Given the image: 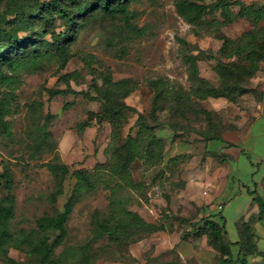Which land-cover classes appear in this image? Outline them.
Segmentation results:
<instances>
[{"label":"rangeland","instance_id":"rangeland-1","mask_svg":"<svg viewBox=\"0 0 264 264\" xmlns=\"http://www.w3.org/2000/svg\"><path fill=\"white\" fill-rule=\"evenodd\" d=\"M51 0H21L32 10H37ZM87 0H63L70 10H77ZM244 2L264 4V0H243ZM10 0H0V22L3 26L14 28L12 20L16 17V8L9 5ZM132 8L138 12L135 23L147 29L141 37L126 38L124 23L120 20L104 19L90 21L77 36L73 57L65 70L50 65L46 70L37 73L22 72L21 83L17 89L18 101L14 104L9 117L13 124L12 136H0V170L10 168L14 179L16 194V216L11 228L14 232L37 229L36 220L45 215L62 210L70 197L76 182L73 172L87 169L93 174L100 173L98 187L84 193L77 201L68 221V236L65 243L56 249L55 258L59 264H179L182 263L178 247L162 249L153 256L157 245L164 244L168 235H179L182 240L201 236L209 246H213L207 233L197 234L200 221L205 214L200 211L197 200L193 198L192 185L183 175L191 174L196 168L192 161L199 156L200 140L214 134L222 135L230 123L219 115L218 111L209 109L205 100L209 98H226L231 107L250 106L251 100L262 101L264 95V59L260 62L257 73L249 76L242 70L246 62L226 59L236 70V75L229 81L234 86L235 101H230L222 90L224 79L217 69L222 36L241 37L253 24L242 18L225 26L217 35L196 36L193 26L181 17L176 9L175 0H139ZM237 12L239 7H234ZM46 22H51L52 29L62 30V21L52 13L45 14ZM79 18V17H78ZM11 22V23H10ZM20 36L26 34L39 38L45 30L42 21L21 24ZM45 38H50L46 35ZM186 40L188 45L182 43ZM264 50V41L260 43ZM216 57L200 59L201 75L207 79L206 85L212 95L200 100L199 105L185 114L172 108L169 102L154 103V92L149 81L165 77L179 87L189 88L188 64L184 60L186 52L199 53V50ZM89 65L96 68L110 69L116 80L130 78L138 88L127 97L126 103L144 113L150 121L158 125V134L167 141L165 160L152 169H146L143 160H137L132 168L133 178L143 182L144 188L120 189L126 196L131 209L141 214L147 221L163 225L164 229L147 234H140L122 243L109 241L107 237L93 241L94 214L99 212L104 218L109 212L110 190L105 187L108 178L106 148L111 140L112 127L108 121L92 125L83 133L78 124L89 119L91 113L102 110L101 101L82 94L58 95L50 98L42 89L48 87L65 88L66 84L58 83L61 73L78 71L80 76L71 81L77 91H88L97 96L92 87V75ZM32 104H43L42 108L32 110ZM48 112L56 115L50 129L57 148L42 158H28V147L35 135L43 116ZM175 112V113H174ZM138 113H128L126 133L134 127ZM176 125V128H174ZM185 147V148H184ZM59 161L71 168V174L65 178L64 194L56 202L50 199L56 187L55 177L48 163ZM202 163L205 162L202 158ZM188 183V184H187ZM7 191L0 183V198ZM200 224V225H199ZM204 243V242H203ZM160 250V249H159ZM9 256L13 261L0 260V264H37L34 258L22 249L12 247Z\"/></svg>","mask_w":264,"mask_h":264},{"label":"trees","instance_id":"trees-1","mask_svg":"<svg viewBox=\"0 0 264 264\" xmlns=\"http://www.w3.org/2000/svg\"><path fill=\"white\" fill-rule=\"evenodd\" d=\"M139 0H87L75 11H70L63 0H51L42 4L39 9H28L21 0H10L9 5L16 8V17L12 20L14 28L3 26L0 22V136H12L13 124L9 117L13 113L14 104L18 101L17 89L20 86L23 71L37 73L46 70L54 64L59 72L66 69L70 60L77 56L74 45L80 29L90 21L104 19L120 20L124 23L125 37H141L147 29L135 23L138 12L132 8L134 2ZM178 14L193 26L196 36L217 35L225 26L232 25L239 19H246L253 27L241 37L232 38L222 36L220 55L217 57V69L224 79L222 90L230 101H235L234 86L229 81L236 75L231 64H226L223 58L236 59L246 62L242 70L249 76L257 73L260 62L264 59V50L260 43L264 41V4L246 3L243 0H175ZM234 7H239L236 12ZM52 9L53 15L63 23V29H52L51 22H46L45 14ZM79 17V18H78ZM42 21L45 30L39 38L19 35L21 24ZM11 23V22H10ZM50 35V38H45ZM182 43L188 45L186 40ZM216 58L205 50L199 53L186 52L184 60L188 64L189 88L174 85L165 77H158L149 81L153 90L154 103L169 102L175 112L185 114L212 95L211 89L206 85L207 79L201 75L200 59ZM92 75V87L96 88L98 95L92 96L88 91H77L71 81L80 76L78 71L61 73L58 83L66 84L65 88L48 87L42 85L50 98L58 95L82 94L86 97L101 101L102 110L91 113L89 119L78 124V130L84 132L92 125L94 119L98 123L108 121L112 127L111 140L106 148L107 161L104 166L108 169V178L104 180L105 187L110 190L109 212L104 218L97 211L94 214L93 241L107 237L114 243H122L124 239H132L140 234L163 230V225L147 221L137 211L131 209L129 199L120 193V189L144 188L143 182H137L132 175L134 163L142 159L146 169H152L165 160L167 141L158 134V125L149 120L142 112L127 104L126 99L138 85L130 78L116 80L110 69H100L89 65ZM43 104H32V110L42 108ZM138 113L137 121L126 133L125 128L128 113ZM174 112V113H175ZM55 114L48 112L38 125L35 135L28 147V158L36 160L57 148L50 129ZM176 128V125H174ZM209 139L222 140L220 134H214ZM209 153V151H208ZM2 164L0 160V165ZM48 167L55 177L56 187L50 194V199L56 202L64 194L65 178L71 174L68 164L59 161L48 163ZM76 179L70 197L62 210L53 214H45L36 220L37 229L34 231L21 230L14 232L11 228L12 220L16 216V194L14 193V179L10 168L0 170V183L4 185L7 193L0 198V260L13 261L9 256L12 247L22 249L30 254L37 264H59L55 258L56 249L62 246L68 236V221L74 211L79 198L94 191L98 187L97 179L100 173L93 174L87 169H77L73 173ZM220 218H222L220 216ZM197 234L207 233L210 242L221 251L223 261L227 264L232 261L231 251L224 241L225 226L214 220L204 217ZM245 253H253L255 244L251 242V235L240 242ZM241 264H247L246 255L239 258Z\"/></svg>","mask_w":264,"mask_h":264},{"label":"crops","instance_id":"crops-1","mask_svg":"<svg viewBox=\"0 0 264 264\" xmlns=\"http://www.w3.org/2000/svg\"><path fill=\"white\" fill-rule=\"evenodd\" d=\"M205 101L230 123L229 129L222 140L201 137L200 154L192 161L196 168L183 179L191 183L193 198L205 217L224 224V241L232 258L227 264H241L239 258L244 254L247 264H264V95L262 101L253 99L250 106L238 108L231 107L226 98ZM248 234L255 244L251 254L240 245ZM167 237V244L157 245L153 256L177 246L179 264H226L221 251L201 236Z\"/></svg>","mask_w":264,"mask_h":264}]
</instances>
